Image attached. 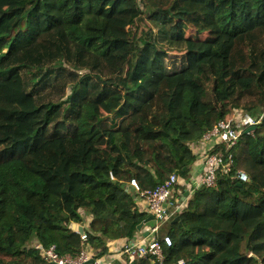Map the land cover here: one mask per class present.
Returning <instances> with one entry per match:
<instances>
[{"label": "trees", "instance_id": "1", "mask_svg": "<svg viewBox=\"0 0 264 264\" xmlns=\"http://www.w3.org/2000/svg\"><path fill=\"white\" fill-rule=\"evenodd\" d=\"M240 112L260 118L230 150L247 179L194 189L163 264H264V0H7L0 264H53L35 242L98 258L133 239L150 214L131 179L150 191L176 174L182 197L193 145Z\"/></svg>", "mask_w": 264, "mask_h": 264}, {"label": "built area", "instance_id": "2", "mask_svg": "<svg viewBox=\"0 0 264 264\" xmlns=\"http://www.w3.org/2000/svg\"><path fill=\"white\" fill-rule=\"evenodd\" d=\"M259 119L242 112L236 113L231 118L220 120L215 127L204 134L202 140L198 143H200V147L206 149V153L205 151L203 153L205 168L202 174L194 176V182L192 181L194 186L190 188V191L201 186L217 187L219 173L222 175L230 174L233 179H247L246 172L242 170L233 172L234 154L230 150L239 143L244 130L256 126L260 122ZM252 132L253 129L248 133ZM224 144L226 145L225 151L221 149ZM198 160L197 162H199ZM187 181H184V183ZM180 182V177L173 174L153 190L145 191L141 190L136 179H131L130 188L128 189L133 194L136 193L137 203L143 210L153 216L154 220L153 224L148 227L150 238L143 237L139 240L121 244L117 255L107 253L97 258L91 250L83 248L78 256L73 257L71 255H60L54 246L45 249L41 243L35 242V247L42 249L43 256L53 264H135L138 258L149 256L152 258L153 264H163L165 261V247L172 246L174 241L169 234L161 233L162 223L169 222L176 214L181 213L187 204L188 198L183 196L175 201L171 199L175 191V185ZM82 238L86 239V234H82ZM91 260L93 261L91 262ZM169 264H188V261L187 259H179Z\"/></svg>", "mask_w": 264, "mask_h": 264}, {"label": "crops", "instance_id": "3", "mask_svg": "<svg viewBox=\"0 0 264 264\" xmlns=\"http://www.w3.org/2000/svg\"><path fill=\"white\" fill-rule=\"evenodd\" d=\"M196 150H198V153L200 154V157H199V162L196 163V165L194 166V168L192 169L191 173H190V178H189V181L185 182L184 184L188 186V190L189 193L192 194V191H190L194 184V176L197 175V174H202L203 171H204V168H205V163H204V157H203V153L204 151L206 150L205 147H200V143L198 144H194L193 145ZM206 153V151H205ZM193 181V182H192ZM191 194H189V196H191ZM150 224H153V221L149 222V223H146L143 227V233L141 231V233L143 235H141V233L137 234L133 239H130L128 240L127 238H124V239H117V240H112L108 243V248H109V252L108 253H111V254H114V255H117L118 254V249L120 247L121 244L123 243H127L129 241H135V240H139L143 237H148L150 238V236L147 234L148 233V227Z\"/></svg>", "mask_w": 264, "mask_h": 264}, {"label": "rangeland", "instance_id": "4", "mask_svg": "<svg viewBox=\"0 0 264 264\" xmlns=\"http://www.w3.org/2000/svg\"><path fill=\"white\" fill-rule=\"evenodd\" d=\"M6 1L7 0H0V5H4L5 3H6ZM135 26H133V28L132 29H134V31H135ZM229 43V42H228ZM43 154L47 157V160H49V158H50V156H55V162H57V164L56 165H59L60 163H61V158L59 157V155L55 152V150L54 149H48L47 151H45V152H43ZM48 164L50 165V166H52L53 167V172H55V171H57L56 170V168H57V166H54V165H52V161L50 162V161H48ZM60 179H61V181L62 182H66V178L64 177V176H61L60 177ZM194 193V190L192 191V194ZM189 194H191V193H189ZM185 196V193H184V195H183V197ZM192 196V195H191ZM189 197V195L188 196H186V198H188ZM151 216V215H150ZM90 219H92L91 217H88V218H86L85 220H86V223L84 224V225H82V224H77V225H82L84 228L85 227H88V225H89V223H90ZM173 219V218H172ZM170 222V221H169ZM169 222H164V223H162V229H161V233H163L165 230H168V229H170V225H169ZM76 231H78V229H75ZM141 231H142V233H143V230H139V233H141ZM138 233V234H139ZM141 233V235H143ZM94 254V253H93Z\"/></svg>", "mask_w": 264, "mask_h": 264}, {"label": "water", "instance_id": "5", "mask_svg": "<svg viewBox=\"0 0 264 264\" xmlns=\"http://www.w3.org/2000/svg\"><path fill=\"white\" fill-rule=\"evenodd\" d=\"M254 128H256L255 126L254 127H250L248 130H247V132H249V131H251L252 129H254ZM189 195V191H186L185 192V196H184V198H186V196H188ZM154 220V217L153 216H149L145 221H143L140 225H139V227H138V229L139 230H142L143 229V227H144V225L146 224V223H148V222H150V221H153ZM181 220V217L180 216H177V217H175L174 219H173V223H176V222H178V221H180ZM180 223H181V221H180ZM73 229H78V232H80V233H84V231H85V228L82 226V225H77V224H73ZM147 234H149V233H147ZM93 260H91V262H92ZM259 264H262L261 262L259 263Z\"/></svg>", "mask_w": 264, "mask_h": 264}, {"label": "clouds", "instance_id": "6", "mask_svg": "<svg viewBox=\"0 0 264 264\" xmlns=\"http://www.w3.org/2000/svg\"><path fill=\"white\" fill-rule=\"evenodd\" d=\"M249 129V128H248ZM91 221V220H90ZM85 232V231H84Z\"/></svg>", "mask_w": 264, "mask_h": 264}]
</instances>
